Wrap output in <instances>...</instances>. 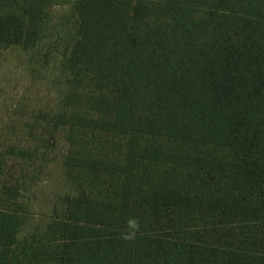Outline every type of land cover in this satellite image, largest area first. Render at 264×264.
<instances>
[{
	"label": "trees",
	"instance_id": "obj_1",
	"mask_svg": "<svg viewBox=\"0 0 264 264\" xmlns=\"http://www.w3.org/2000/svg\"><path fill=\"white\" fill-rule=\"evenodd\" d=\"M61 2L0 0L53 93L1 147L0 264H264V0Z\"/></svg>",
	"mask_w": 264,
	"mask_h": 264
},
{
	"label": "rangeland",
	"instance_id": "obj_2",
	"mask_svg": "<svg viewBox=\"0 0 264 264\" xmlns=\"http://www.w3.org/2000/svg\"><path fill=\"white\" fill-rule=\"evenodd\" d=\"M65 1L62 0L53 9L62 10L67 6ZM50 99H53L52 91H48L42 81L30 78L26 54L15 47L3 50L0 54V151L2 144L18 130L19 119L15 117V110L34 108L38 104L48 103ZM26 116L27 114L24 117L21 115V119H26ZM53 180L39 179L31 196H52L56 192V183ZM41 209L38 204L33 207L34 212H40Z\"/></svg>",
	"mask_w": 264,
	"mask_h": 264
},
{
	"label": "clouds",
	"instance_id": "obj_3",
	"mask_svg": "<svg viewBox=\"0 0 264 264\" xmlns=\"http://www.w3.org/2000/svg\"><path fill=\"white\" fill-rule=\"evenodd\" d=\"M129 224H130L131 226H133V227H136V224H135L134 221H129ZM126 238H128V237H126Z\"/></svg>",
	"mask_w": 264,
	"mask_h": 264
}]
</instances>
